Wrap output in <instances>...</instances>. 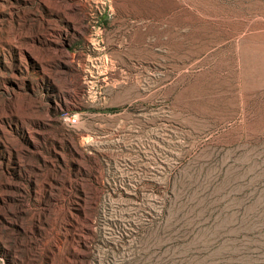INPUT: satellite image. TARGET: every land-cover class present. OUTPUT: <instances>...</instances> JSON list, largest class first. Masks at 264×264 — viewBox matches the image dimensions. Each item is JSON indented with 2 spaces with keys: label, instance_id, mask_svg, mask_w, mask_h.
Masks as SVG:
<instances>
[{
  "label": "rangeland",
  "instance_id": "obj_1",
  "mask_svg": "<svg viewBox=\"0 0 264 264\" xmlns=\"http://www.w3.org/2000/svg\"><path fill=\"white\" fill-rule=\"evenodd\" d=\"M0 264H264V0H0Z\"/></svg>",
  "mask_w": 264,
  "mask_h": 264
}]
</instances>
